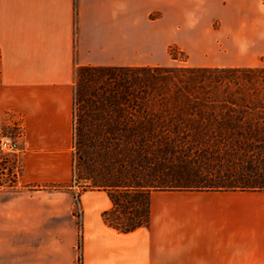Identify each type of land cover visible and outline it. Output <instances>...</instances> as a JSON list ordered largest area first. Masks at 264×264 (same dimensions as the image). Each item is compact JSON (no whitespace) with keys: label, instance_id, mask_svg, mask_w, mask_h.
<instances>
[{"label":"crops","instance_id":"1","mask_svg":"<svg viewBox=\"0 0 264 264\" xmlns=\"http://www.w3.org/2000/svg\"><path fill=\"white\" fill-rule=\"evenodd\" d=\"M181 64L264 68V0H0V126L25 134L0 186V264H80L79 220L82 264H162V198L212 215L216 256L188 264H264V191L157 192L151 226L121 232L107 191L81 192L79 218L78 185L37 188L74 180L78 68Z\"/></svg>","mask_w":264,"mask_h":264},{"label":"rangeland","instance_id":"2","mask_svg":"<svg viewBox=\"0 0 264 264\" xmlns=\"http://www.w3.org/2000/svg\"><path fill=\"white\" fill-rule=\"evenodd\" d=\"M175 55V58H179L182 62L188 59V54L178 48L175 50ZM187 66L181 64L173 67ZM118 72L119 68L112 67H81L77 70L74 130V176L76 174V178L88 175L87 166L91 163L104 170L109 178L122 176L132 181L142 180L144 177L150 179L156 175L175 178L179 177L181 171L190 172L192 170L202 172L206 175L204 177H208L207 175L211 173L216 176L215 171L219 170L223 172L225 180L227 175L231 179L236 175L248 178L247 170L251 168L264 170V108L258 103L259 99L264 101L263 80L257 78L250 82L240 80L239 84L245 88L261 89L262 97L259 98L252 96L254 93H249V90L244 91V95L251 98L250 108L231 107L219 101L210 108H204L202 113L198 110L184 112L171 110L162 113V108L155 106L157 115H153L154 118L151 121L144 120L148 128L154 131L152 136L146 133V138L152 139L150 145L145 148L122 146L123 149L116 151L108 140L114 143L113 136L129 140L138 139V134L132 131L136 123L131 121V118L137 120L138 117L130 112H126L123 116L119 115L118 118L124 121L123 125L128 129L121 130L113 124L114 115L109 116L95 106L97 101L95 94H102L101 87L103 86L115 85L114 80L101 78L103 75ZM94 74L98 77L92 78ZM87 77L88 81H86ZM227 83L228 92L230 89V92L237 97L243 95L235 91L237 89L235 82L227 80ZM224 87L223 85L221 91L218 92L219 96L224 95ZM80 115L85 120L83 124L80 123ZM16 164L14 154L0 153V186L12 185L16 182L13 176ZM2 173H8V175L2 178ZM71 184L79 186V193L85 190L82 182L77 183L73 180ZM181 191L264 190H153L151 200L153 194L157 192ZM176 203L178 201L173 198H162L156 210L158 224L162 230L160 237L164 243L173 244V247L169 249L164 248L158 251L163 260L162 264H182L180 261L188 264V261L199 257L212 259L216 256L212 245L214 237L211 232H200V229H212V215L204 213L202 202L191 200L189 206L192 209L185 210L172 208L171 206ZM166 205L171 207L170 210H164L163 207ZM151 210L153 211L152 205ZM151 223L152 217L149 226Z\"/></svg>","mask_w":264,"mask_h":264},{"label":"trees","instance_id":"3","mask_svg":"<svg viewBox=\"0 0 264 264\" xmlns=\"http://www.w3.org/2000/svg\"><path fill=\"white\" fill-rule=\"evenodd\" d=\"M176 48L180 49L177 45L170 47V53L174 57H176ZM85 67L99 68L97 66ZM118 68V73H107L101 77L114 80L115 85L112 87L103 86L101 87L103 93L95 94L97 98L95 106L100 111H105L109 116L114 115L113 124L121 130L128 129L124 127V121L122 122L118 118L119 115L123 116L126 112H130L138 117L137 120L131 118V121L136 123V127L132 131L138 134V139L129 140L113 136L114 143L108 140L116 151L129 146L145 148L150 145L152 139H147L146 133L148 132L152 136L154 131L150 127L148 128L144 120L149 119L151 121L154 118L153 115H157L155 106H160L162 113L171 110L183 112L198 110L202 113L204 108H210L219 101L231 107L250 108L251 98L244 95L245 90H249V93L253 92L252 96L262 97L261 89L257 87L245 88L239 83L241 79L250 82L257 78L264 81V68L193 66H124ZM94 75L92 78L98 77ZM86 79L88 81V77ZM227 80L235 82L237 85L235 91H239L243 95L237 97L230 92V89L228 92ZM223 85L225 86L223 90L225 93L223 96H219L218 92L221 91ZM258 103L264 108V101L259 99ZM84 121L83 116L80 115V123L83 124ZM122 146L124 147L122 148ZM87 168L89 170L88 175L76 178L75 174L74 181L84 183L85 190H107L113 206L103 212V218L106 223L121 232H130L141 226L150 225L153 190H264V170L255 168L247 170L248 178L236 175L231 179L227 175L228 177L225 179L227 181L223 178V172L219 170L215 171L217 172L216 176L211 173V175H207L208 177H204L206 175L202 172L192 170L190 172L181 171L179 177L175 178L156 175L154 178L144 177L142 180L135 179L132 181L122 176L109 178L104 170L94 163L88 165ZM71 186L73 185L52 184L37 188L62 189ZM77 197L78 203H80V193ZM79 228V262L82 264V222L80 220Z\"/></svg>","mask_w":264,"mask_h":264},{"label":"built area","instance_id":"4","mask_svg":"<svg viewBox=\"0 0 264 264\" xmlns=\"http://www.w3.org/2000/svg\"><path fill=\"white\" fill-rule=\"evenodd\" d=\"M24 130L22 127H17L12 132H6L0 126V153H10L19 155L23 152L21 148V141L24 137ZM78 217H81V209L77 210Z\"/></svg>","mask_w":264,"mask_h":264}]
</instances>
